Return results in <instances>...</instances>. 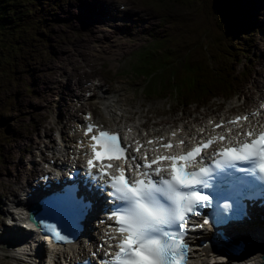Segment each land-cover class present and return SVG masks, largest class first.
<instances>
[{"label":"rangeland","instance_id":"374dc122","mask_svg":"<svg viewBox=\"0 0 264 264\" xmlns=\"http://www.w3.org/2000/svg\"><path fill=\"white\" fill-rule=\"evenodd\" d=\"M138 1L143 6L146 15L142 16L145 18L140 15L138 6L130 15L126 11L127 6L130 7L127 0H122L118 3L125 2L127 6L120 4L116 11L125 12V19L117 17L113 22H106L96 20V16H101L106 9L102 2H106L108 8L114 1L62 0L55 7V21L49 24L45 34L48 40L45 46L29 39L32 32L37 37L43 29L42 23L39 28L31 23L34 20L32 15L18 22L26 32L25 39H19L21 32L11 39H8L9 31L6 36H0V94L6 86L14 84L18 76L20 79L26 76V85L29 86L27 95L19 99V104L9 115L8 126H2L0 132V211L8 208L6 202L11 203L3 195L4 178L14 181L24 174L22 165L28 167L26 160L33 156L35 145L52 141V135L47 134L50 128L66 131V124L72 125L76 118H82L79 112L84 109L93 110L95 116L107 119L109 126L114 125L101 104L105 98L112 99V112L116 113L117 121L133 117L139 120V124L148 120V123L188 126L192 121L211 116L239 113V110L256 105L264 97V0H241V7L249 10L244 14L234 9L239 28L243 27L242 31L237 30L241 33L240 39L242 43L248 39L245 42L247 57L240 56L231 65L230 75L235 74L237 93L227 95L218 90L217 98L201 105L186 100L175 102L170 98L148 99L143 94L144 79L131 70L137 51L151 41V34L170 31L161 24L160 12L153 2L167 8L171 18L183 17L184 24L177 31L184 33L191 42L196 39L199 43L193 44L189 51L176 50L173 63L178 69L199 56L207 60L210 47L203 43L202 34L214 33L216 44H222L228 40L223 27L228 28L232 24L228 25L222 16L214 14L212 0ZM5 2L7 9L16 17L13 13L16 0ZM43 5L44 0L37 7V15ZM93 11H97V15ZM133 30L136 34L131 32ZM27 45L32 47L27 49ZM17 47L19 50L15 53ZM25 48L27 52L23 54ZM21 57L26 66L22 67ZM232 82L230 77V84ZM21 182L25 181L22 179ZM2 220L6 221V217L0 214V224ZM2 249L0 264H14Z\"/></svg>","mask_w":264,"mask_h":264},{"label":"snow or ice","instance_id":"6c2138e0","mask_svg":"<svg viewBox=\"0 0 264 264\" xmlns=\"http://www.w3.org/2000/svg\"><path fill=\"white\" fill-rule=\"evenodd\" d=\"M247 119V116L237 117L229 123ZM83 127L86 133H92L91 158L82 172L76 174L75 182L61 185L44 201L45 217L61 211L70 213L76 222L74 230H78L90 215L95 199H103L105 204L111 205L105 210L106 219L100 223L115 221L124 238L115 245L119 251L114 260H102L101 264H187L192 257L186 254L194 247L191 233L202 231L209 220L211 226L217 228V238L230 244L231 238L224 227L250 223V207L258 204L264 209V132L258 134V139L246 141L239 137L251 138L257 134L253 131L237 133L232 140L239 146L222 150L219 155L224 159L217 161L214 168L202 167L195 172L188 171L187 166L207 159L200 157V153L214 143L215 137L186 154L153 158L141 153L140 141L136 142L138 147L133 152L119 132L98 130L92 124ZM172 135L176 136V132ZM219 139L227 137L221 135ZM147 143L151 145L154 141ZM179 144L184 145L185 140L180 139ZM162 147L172 149L174 146L168 142L162 143ZM117 157L128 165L127 170L118 168V176L110 171L113 167L110 161ZM163 161H168L170 167H161ZM242 164L251 166L240 167ZM163 172L170 178L162 175ZM204 190H208L207 194ZM56 225L55 222L53 227ZM62 232L70 231L59 227L51 235L64 241L67 235Z\"/></svg>","mask_w":264,"mask_h":264},{"label":"trees","instance_id":"16d2710c","mask_svg":"<svg viewBox=\"0 0 264 264\" xmlns=\"http://www.w3.org/2000/svg\"><path fill=\"white\" fill-rule=\"evenodd\" d=\"M35 1H37V3H35ZM47 1L51 3L50 6H48L51 7V9L52 5L57 6L55 4L57 0H44L43 9H41L40 14L37 15V11H39L37 7L41 6L43 0H16L14 4L15 11L13 12L16 14L15 17L11 14V11L7 9L8 5L5 0H0V36H6L9 31L8 39H11L15 34L21 32L19 39H25L26 32L24 28L20 27L21 24L18 22L21 21L23 17H29L30 15L34 17L31 23L37 28H39V25L41 23L43 24V22L46 24L47 21L43 16H46V13L50 14V9L46 7ZM214 1L215 0H212V4H214ZM219 1L222 2L221 12L225 15L228 23L229 21H234V9L239 10L237 5L232 6L234 0H229L228 3L226 0ZM35 16H37L36 19ZM232 27L229 26L228 31L225 32L228 40L222 44H220V42L219 44H214V53L210 55L206 61L201 62L199 66L187 67L184 74H169V64L163 62L165 56L156 60L152 52L139 53L132 69L135 70L137 75L140 74L145 76L149 83H152V81L156 79V84L151 88L152 90L157 89L159 92L166 91L170 96L176 97L178 101L182 99L195 102L202 101L207 98L209 92H212L215 85L224 83L228 71V61H232L234 58H238V55L244 53L242 49L244 45L234 41V39L239 36H237L236 30L232 29ZM44 29L45 27L43 25V29L39 31V36H41ZM37 37L36 33L32 32L29 39H35L36 41ZM1 41L5 42L3 39H1ZM227 41L230 43L227 44ZM15 42H17V40ZM28 47L31 48L32 46L27 45L26 48L28 49ZM158 47L160 51L165 50L161 45H158ZM26 48L25 52H27ZM18 50L19 48L17 47L15 53H17ZM214 65H217V70L214 68ZM157 75L159 76L157 77Z\"/></svg>","mask_w":264,"mask_h":264},{"label":"bare ground","instance_id":"6f19581e","mask_svg":"<svg viewBox=\"0 0 264 264\" xmlns=\"http://www.w3.org/2000/svg\"><path fill=\"white\" fill-rule=\"evenodd\" d=\"M109 3L113 2L112 4L108 5V8L106 6V2H102V5L104 7H106V9L101 13V16H96V19H100V20H105V21H113L114 18L118 17L119 15H121V17H126V14H122L120 13L118 10L116 11V8L121 4V5H127V3L122 2V3H118L122 0H107ZM128 5L130 7H127V10L129 12L130 15H132L133 12V8L135 7H139L140 10V15L142 16L143 14H145L143 12V6L140 3V1L138 0H127ZM220 3H222L220 1ZM154 5V4H153ZM158 6V5H155ZM126 10V11H127ZM146 15V14H145ZM143 17V16H142ZM145 18V17H143ZM177 22H183L184 23V18L181 16H175L173 18H170L166 20L165 24H171V23H177ZM185 29H187L188 27L185 26ZM245 29V28H244ZM132 32V31H131ZM102 104H104V109L105 111L111 115L112 113V103L110 101V98L104 99L103 102H101ZM100 120L102 122V124H108L107 119H102L100 117ZM0 126H6V122H0ZM143 131V130H141ZM136 131L134 132H129L128 135L134 136L136 135ZM82 172V169H80L78 171V173ZM66 179L68 181H72L73 177L72 176H67ZM5 184V188L8 192L10 193H17L21 190L24 189V185H20L17 182H11L8 181V183H4ZM56 191L55 189L52 190L51 194ZM92 212H93V222L96 224H100V225H104V223H100L101 220H103L101 211L99 208H92ZM252 219L254 221V231H251V229H243L244 232H235L234 230L230 231V236L231 238L235 241V243L237 245H240L242 242L244 241H253V245L250 248L252 251L254 250H258L255 251L256 255H253L252 257L257 260L259 263L261 261V256H262V250H264V221L261 220V216L255 211L252 210ZM211 225V220H209V225H205V226H210ZM6 241L8 240V236L5 237ZM259 243L261 245H259ZM26 243H24V245H17V246H25ZM23 249H27V247H24ZM261 249V250H260ZM6 250V249H5ZM7 252L10 254V258L11 260L17 264H33V260H35V258L37 257L36 255L30 254L29 252H27V254H19V247H16V249H7ZM207 253V252H206ZM14 255V256H13ZM206 256H204L202 258V263L201 264H206L204 263V260ZM23 260L25 262H23ZM236 264H246V263H239L238 261H235ZM253 264H257L256 262H253Z\"/></svg>","mask_w":264,"mask_h":264},{"label":"water","instance_id":"95a60500","mask_svg":"<svg viewBox=\"0 0 264 264\" xmlns=\"http://www.w3.org/2000/svg\"><path fill=\"white\" fill-rule=\"evenodd\" d=\"M263 260H264V257H263Z\"/></svg>","mask_w":264,"mask_h":264}]
</instances>
